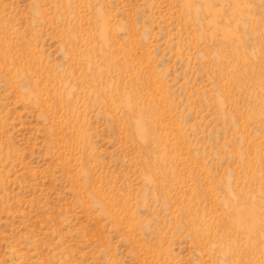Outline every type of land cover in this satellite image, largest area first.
Returning a JSON list of instances; mask_svg holds the SVG:
<instances>
[{
  "label": "rangeland",
  "instance_id": "374dc122",
  "mask_svg": "<svg viewBox=\"0 0 264 264\" xmlns=\"http://www.w3.org/2000/svg\"><path fill=\"white\" fill-rule=\"evenodd\" d=\"M0 264H264V0H0Z\"/></svg>",
  "mask_w": 264,
  "mask_h": 264
}]
</instances>
